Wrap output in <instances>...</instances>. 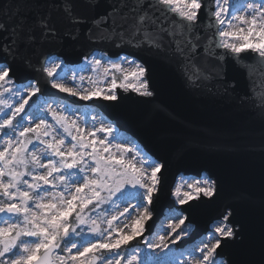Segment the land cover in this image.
Masks as SVG:
<instances>
[{
    "label": "snow or ice",
    "instance_id": "6c2138e0",
    "mask_svg": "<svg viewBox=\"0 0 264 264\" xmlns=\"http://www.w3.org/2000/svg\"><path fill=\"white\" fill-rule=\"evenodd\" d=\"M158 64L264 125V0H0V264H264V218L243 258L233 205L198 230L207 173L157 223L167 161L92 107L154 100Z\"/></svg>",
    "mask_w": 264,
    "mask_h": 264
},
{
    "label": "water",
    "instance_id": "95a60500",
    "mask_svg": "<svg viewBox=\"0 0 264 264\" xmlns=\"http://www.w3.org/2000/svg\"><path fill=\"white\" fill-rule=\"evenodd\" d=\"M157 78L158 94L154 100L126 93L115 107L109 102L92 107L115 122L119 132L131 136L155 159L167 161L154 214L157 222L173 199L170 191L179 177L199 179L202 177L197 175L199 172L218 179L220 194L198 207L194 222L203 233L225 206L233 205L236 218L245 225V244L233 252L243 258L246 248L258 245L264 218L261 205L264 125L256 115L225 99L186 88L176 73L160 64ZM160 105L167 111L158 110Z\"/></svg>",
    "mask_w": 264,
    "mask_h": 264
},
{
    "label": "rangeland",
    "instance_id": "374dc122",
    "mask_svg": "<svg viewBox=\"0 0 264 264\" xmlns=\"http://www.w3.org/2000/svg\"><path fill=\"white\" fill-rule=\"evenodd\" d=\"M82 75H85V76H88V75H90L91 73H89V72H83V73H81ZM94 109H96V108H94ZM96 111H98L97 109H96ZM99 112V111H98ZM100 113V112H99ZM96 114V112H93V113H91V115H95ZM121 134H123V135H125V136H127V137H129V138H131V140H132V142L136 145V146H139V147H141L131 136H129L128 134H126V133H123V132H120ZM117 142H120V141H117ZM188 179L189 180V182H191V179L192 178H196V179H198L197 177H192V176H181V177H179L178 178V180H177V182H180L181 181V179ZM200 178H202V177H200ZM199 178V179H200ZM176 185V184H175ZM165 214H166V211H165ZM165 214L162 216V218L161 219H163V217L165 216ZM160 219V220H161ZM160 220L157 222V223H159L160 222ZM165 223H167V221H165Z\"/></svg>",
    "mask_w": 264,
    "mask_h": 264
}]
</instances>
